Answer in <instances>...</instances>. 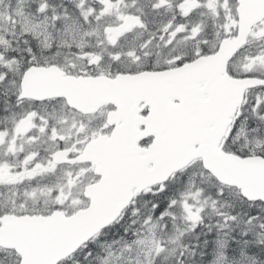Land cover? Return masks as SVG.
<instances>
[{"label":"snow or ice","instance_id":"6c2138e0","mask_svg":"<svg viewBox=\"0 0 264 264\" xmlns=\"http://www.w3.org/2000/svg\"><path fill=\"white\" fill-rule=\"evenodd\" d=\"M0 264H264V0H0Z\"/></svg>","mask_w":264,"mask_h":264}]
</instances>
